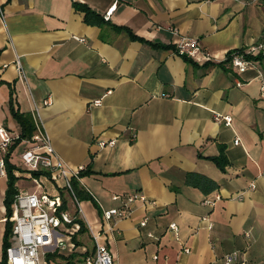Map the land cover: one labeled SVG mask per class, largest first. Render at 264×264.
Instances as JSON below:
<instances>
[{
    "label": "crops",
    "instance_id": "1",
    "mask_svg": "<svg viewBox=\"0 0 264 264\" xmlns=\"http://www.w3.org/2000/svg\"><path fill=\"white\" fill-rule=\"evenodd\" d=\"M0 1V126L19 131L10 104L29 116L38 109L63 162L88 168L78 181L92 201L81 202V219L94 231L101 208L122 206L113 196L141 192L153 201L112 220L103 239L116 264H225L232 252V264H264V58L242 73L226 62L264 35V0ZM76 5L103 20L114 8L92 25ZM170 28L198 38L215 59L168 49L177 39ZM219 156L223 169L211 160ZM190 173L216 189L202 191ZM6 188L0 174V260ZM80 244L76 253L92 249Z\"/></svg>",
    "mask_w": 264,
    "mask_h": 264
},
{
    "label": "built area",
    "instance_id": "2",
    "mask_svg": "<svg viewBox=\"0 0 264 264\" xmlns=\"http://www.w3.org/2000/svg\"><path fill=\"white\" fill-rule=\"evenodd\" d=\"M113 8L114 6L108 9L104 20L109 19ZM0 21L5 22V12L1 1ZM169 30L177 37L174 43L176 54L188 57L195 62H209L215 59L209 52L202 50L198 38L181 35L176 28ZM260 53L264 54V35L250 47L231 52L229 64L236 72L242 73L253 66L254 61L250 60L248 56ZM14 68L18 72L19 78L24 79V71L18 61ZM261 92L264 98V88ZM110 93L111 91L106 92V94ZM92 105L100 106L101 98L94 100ZM220 118V115L214 114L216 121ZM32 119L35 132L30 139H20L19 131H12L0 126V174L6 177L5 156L9 153L11 146L19 140L20 143L26 144L20 154L26 174L18 169H14L12 173L16 179L31 180L36 186L32 191L19 189L11 204V214L4 218L5 222L9 221L12 224L10 245L6 249V264H48V256L55 253L61 254L64 250H70L69 254H71L78 248L71 238L80 228L77 219H81V216L84 218L81 202L74 194L71 181L78 177L84 167L71 168L63 162L40 125L36 107L33 109ZM223 119L226 124H230L229 116H225ZM234 143L237 144V140ZM113 144L114 141L98 142L100 147ZM67 195L74 209L72 212L68 210ZM112 198L120 200L122 206L120 208H101L98 229L94 231L87 222H84L92 241V249L81 248L82 256L75 264H116L103 239L108 235V232L113 230V226L110 225L112 220L115 217L129 216L136 203L153 204V201L141 192L116 195ZM145 224L146 220L144 219L139 225L143 227ZM169 229L176 230V224H170ZM148 236L152 237V234H148ZM69 243L72 247H69ZM183 251L189 253L188 248H184ZM153 258L156 259L157 256L154 255ZM236 258V252H232L225 255L223 261L225 264H232Z\"/></svg>",
    "mask_w": 264,
    "mask_h": 264
},
{
    "label": "trees",
    "instance_id": "3",
    "mask_svg": "<svg viewBox=\"0 0 264 264\" xmlns=\"http://www.w3.org/2000/svg\"><path fill=\"white\" fill-rule=\"evenodd\" d=\"M77 8H79V10H81L84 13V21L87 24H92V25H100L103 22H105L103 20V18H101L98 14H96L95 12L91 11L88 7H86L85 5H76ZM118 29V28H117ZM130 36L133 39H139L137 36L132 35L129 32ZM168 49H172L174 50V46L169 47ZM239 49L233 50V51H238ZM230 51L227 54L226 57V62H229V58H230V53L233 52ZM248 58L250 60H260L262 58H264V54L260 53L258 55L255 56H248ZM187 59V58H185ZM9 110L13 116V118L15 119L18 127H19V135H20V139H30L31 136L33 135V133L35 132V126L33 123V119L32 116L30 115H25V114H20L18 112H15L13 110L12 105H9ZM20 144V141L18 140L15 144H13L9 150V153L5 156V168H6V191H5V195H4V200H3V205L5 207V214L6 217L9 216L11 214V204L13 202L14 196L17 193V189L15 187V183L17 181V179L14 177L13 175V170L16 169L14 167V165L10 162V156L11 153L13 151V149ZM218 167H220L221 169H223V167L226 165V160L224 159L223 156H219L217 158H212L211 159ZM89 174L88 168H84L83 170H81L78 174L77 178H73L72 181V187H73V191L74 194L76 196V198L80 201H92V198L89 194H87L85 192V190H83L79 184L78 179ZM187 177L189 178V180H191L190 182L193 185L196 186H200L202 191L208 192L210 190L216 189V184L207 179L206 177L199 175V174H195V173H190L187 174ZM206 184L208 185V187L206 188ZM205 185V187L203 186ZM77 223H79L80 228L79 231L76 232L75 234L72 235V241L75 243L76 247L81 246L79 240L77 239L78 235L84 234L85 232H87L86 229V225L83 222L82 219H77ZM11 233H12V224L9 221H6L5 223V230H4V234H3V239H2V254H1V260H0V264H6V249L9 247L10 245V238H11ZM82 256L81 253H76L75 251L72 252L71 254L65 256L63 254L60 253H55L51 256H48L47 259L49 261H53V260H57V259H62L63 263L62 264H75V262L77 260H79V257Z\"/></svg>",
    "mask_w": 264,
    "mask_h": 264
},
{
    "label": "rangeland",
    "instance_id": "4",
    "mask_svg": "<svg viewBox=\"0 0 264 264\" xmlns=\"http://www.w3.org/2000/svg\"><path fill=\"white\" fill-rule=\"evenodd\" d=\"M19 151V150H18ZM16 152V154L13 156V158H11V162L13 163L14 167L20 171H22V173H25V167H24V164L22 163V160L19 156V152ZM26 174V173H25ZM23 174V175H25ZM26 177V176H24ZM3 181V180H2ZM5 183V179L3 181ZM16 186L18 189H26L28 191H32L35 189V185L32 183L31 180H28V179H24V178H21V179H17L16 181ZM66 198L68 199V210L69 212H72L74 211V209L72 208V203L70 201V198L69 196L67 195ZM82 242V244H89V243H92L91 239H90V236H89V233L85 232L84 234H81L80 235V239H79V242ZM84 242V243H83Z\"/></svg>",
    "mask_w": 264,
    "mask_h": 264
}]
</instances>
